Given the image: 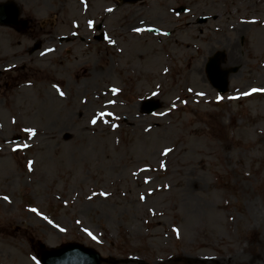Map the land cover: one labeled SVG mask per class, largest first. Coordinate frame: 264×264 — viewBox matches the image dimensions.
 Returning a JSON list of instances; mask_svg holds the SVG:
<instances>
[{
    "label": "rangeland",
    "instance_id": "1",
    "mask_svg": "<svg viewBox=\"0 0 264 264\" xmlns=\"http://www.w3.org/2000/svg\"><path fill=\"white\" fill-rule=\"evenodd\" d=\"M13 1L26 26L0 27V264L70 242L105 264H264V0ZM217 51L237 68L221 97L204 72Z\"/></svg>",
    "mask_w": 264,
    "mask_h": 264
},
{
    "label": "water",
    "instance_id": "2",
    "mask_svg": "<svg viewBox=\"0 0 264 264\" xmlns=\"http://www.w3.org/2000/svg\"><path fill=\"white\" fill-rule=\"evenodd\" d=\"M122 1L135 2L137 0ZM16 15L17 11L13 7L9 5L0 7V24H7L17 28L19 22L17 21ZM222 56V54H217L214 59L209 61L207 67V76H209L211 84L219 89L220 92L226 90V78L228 76L227 72L219 68V61ZM157 108V104L147 103L143 106V111L152 114ZM40 260L43 264H100L101 262L97 253L75 244L63 245L49 253L42 254Z\"/></svg>",
    "mask_w": 264,
    "mask_h": 264
},
{
    "label": "bare ground",
    "instance_id": "3",
    "mask_svg": "<svg viewBox=\"0 0 264 264\" xmlns=\"http://www.w3.org/2000/svg\"><path fill=\"white\" fill-rule=\"evenodd\" d=\"M142 53L145 57V60L147 62V64H150L151 60L152 62L154 63L153 59L151 58L150 59V55L149 53L146 51V50H142ZM87 71H85L83 77L86 75ZM263 238L258 236V237H255L254 238V241H253V247H254V250H257L258 251V255H257V258H264V253H263V250H262V243H263ZM227 261L229 262V264H260L261 262H245L243 261L242 259V256L236 254V255H232L230 258L227 259Z\"/></svg>",
    "mask_w": 264,
    "mask_h": 264
}]
</instances>
